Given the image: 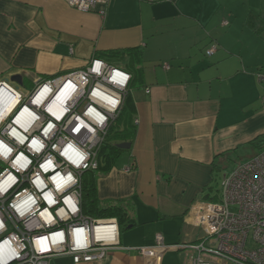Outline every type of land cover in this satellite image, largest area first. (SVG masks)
<instances>
[{
	"label": "crops",
	"instance_id": "crops-1",
	"mask_svg": "<svg viewBox=\"0 0 264 264\" xmlns=\"http://www.w3.org/2000/svg\"><path fill=\"white\" fill-rule=\"evenodd\" d=\"M126 50L140 51V59L127 66L95 57ZM92 59L121 64L132 76L114 142L130 148L97 172L95 184L102 205L121 202L128 223L119 226V242L129 250L80 264H189L190 255L172 247L204 236L191 206L218 202L221 167L253 157V142L264 137L256 78L264 67V0H106L87 13L63 0H0V82L27 94ZM16 75L20 85L10 81ZM157 235L166 250L156 259L138 255L156 246Z\"/></svg>",
	"mask_w": 264,
	"mask_h": 264
},
{
	"label": "built area",
	"instance_id": "built-area-1",
	"mask_svg": "<svg viewBox=\"0 0 264 264\" xmlns=\"http://www.w3.org/2000/svg\"><path fill=\"white\" fill-rule=\"evenodd\" d=\"M63 1L83 13L106 4ZM215 50L211 46L206 56ZM256 78L264 107V67ZM130 81L124 69L92 59L82 71L38 81L27 94L0 82V90L17 98L12 120L0 123V264H48L64 256L74 264L94 263L129 250L120 245L116 219L83 214L81 176L97 169V153ZM65 88L63 102L51 108ZM81 119L91 131L82 129ZM65 123L67 134L58 136ZM80 137L89 140L81 146ZM219 187L218 202L198 201L189 211L203 238L172 248L188 253L189 264H264V148L223 175ZM155 240L154 247L136 249L138 255L156 259L167 247L161 235Z\"/></svg>",
	"mask_w": 264,
	"mask_h": 264
},
{
	"label": "trees",
	"instance_id": "trees-1",
	"mask_svg": "<svg viewBox=\"0 0 264 264\" xmlns=\"http://www.w3.org/2000/svg\"><path fill=\"white\" fill-rule=\"evenodd\" d=\"M140 56L141 52L138 50H126L98 53L95 57L105 58L113 62L127 61L126 65L129 66L134 61H138L140 59ZM130 87L131 86L129 84L128 90H130ZM128 97L129 91L124 97L122 109L119 115L111 122L104 137L103 143L97 153V169L86 171L81 176V210L83 214L99 220L116 219L119 226H126V223H128L127 218L124 215L121 202L119 204L114 203L102 205L97 198L95 184L97 172H106L113 165V162L118 158L119 154L123 151L116 147L114 141L117 139V136L119 134L117 128L123 122L129 112V106L127 104ZM253 144L258 149V152L261 151L264 148V137H258L253 142Z\"/></svg>",
	"mask_w": 264,
	"mask_h": 264
},
{
	"label": "rangeland",
	"instance_id": "rangeland-1",
	"mask_svg": "<svg viewBox=\"0 0 264 264\" xmlns=\"http://www.w3.org/2000/svg\"><path fill=\"white\" fill-rule=\"evenodd\" d=\"M118 66H119V68H124V66H122L121 64L118 65ZM67 125L68 124L65 123V124H62L60 126L59 135L58 136L64 137V135L67 134V130H68L67 129ZM76 132H77V130H76ZM78 140H79V142L81 141V143L83 142L82 137L78 138ZM117 141L118 140H115L114 142H117ZM115 144H118V143H115ZM238 161L239 160H234L233 162H228L223 167H221V169H220V171L218 173V176L216 178V185H215V188H216V190H218L219 193H220L219 185H220V181H221L223 175H226V174L230 173L235 168V166L237 165ZM0 167L2 168L3 166L0 165ZM210 259L212 261L215 260L214 258H210ZM48 264H69V261L66 258H64V257H56V258L51 259Z\"/></svg>",
	"mask_w": 264,
	"mask_h": 264
},
{
	"label": "bare ground",
	"instance_id": "bare-ground-1",
	"mask_svg": "<svg viewBox=\"0 0 264 264\" xmlns=\"http://www.w3.org/2000/svg\"><path fill=\"white\" fill-rule=\"evenodd\" d=\"M3 91V94L5 95L4 96V100H3V102H2V104H0V118H1V115H2V111H3V109L5 108V106L6 105H10L11 103H12V101H14L15 100V98L16 97H11V95H9V93L6 91V90H3V89H1L0 90V92H2ZM66 91H67V88H65L58 96H57V98L55 99V102L51 105V108L52 107H54L55 105H58V103H61V102H63V99L65 98V95H66ZM17 99V98H16ZM7 103V104H6ZM17 103V102H16ZM16 103H15V105H16ZM14 105V106H15ZM13 109H14V107H13ZM12 109V110H13ZM11 110V111H12ZM9 115V114H8ZM7 117V116H6ZM32 120H35V119H32ZM21 121H22V119H16V123L18 124V125H20V123H21ZM23 123L24 124H28V122H26L25 120L23 121ZM79 125H81V127H82V129H86L85 130V132H88V131H91V128H90V126L89 125H87L86 124V122H85V120L84 119H81V120H79ZM22 126V125H21ZM22 127H24V128H26V126L25 125H23ZM85 138V141L84 142H82L81 143V141H80V143H78L79 142V140L77 141V143L79 144V145H84V143L87 141V140H89V138L88 137H84ZM76 143V144H77Z\"/></svg>",
	"mask_w": 264,
	"mask_h": 264
},
{
	"label": "water",
	"instance_id": "water-1",
	"mask_svg": "<svg viewBox=\"0 0 264 264\" xmlns=\"http://www.w3.org/2000/svg\"><path fill=\"white\" fill-rule=\"evenodd\" d=\"M10 81L20 85L21 76L20 75L13 76ZM116 147L121 150H128L130 148V143H121V144L116 145Z\"/></svg>",
	"mask_w": 264,
	"mask_h": 264
},
{
	"label": "clouds",
	"instance_id": "clouds-1",
	"mask_svg": "<svg viewBox=\"0 0 264 264\" xmlns=\"http://www.w3.org/2000/svg\"><path fill=\"white\" fill-rule=\"evenodd\" d=\"M13 110H14V109H13ZM13 110L9 113V115H7V117H5L0 123H2V122H4V121H8V122H9L10 120H12V119H7V118H9V117L11 116Z\"/></svg>",
	"mask_w": 264,
	"mask_h": 264
}]
</instances>
